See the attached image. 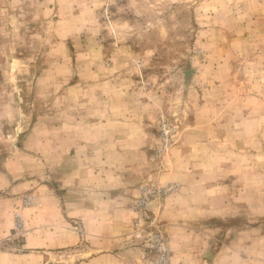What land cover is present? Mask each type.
<instances>
[{
  "label": "rangeland",
  "instance_id": "1",
  "mask_svg": "<svg viewBox=\"0 0 264 264\" xmlns=\"http://www.w3.org/2000/svg\"><path fill=\"white\" fill-rule=\"evenodd\" d=\"M106 120L175 186L150 199L167 264H264V0H0V264H160L131 204L88 255L69 181Z\"/></svg>",
  "mask_w": 264,
  "mask_h": 264
},
{
  "label": "crops",
  "instance_id": "2",
  "mask_svg": "<svg viewBox=\"0 0 264 264\" xmlns=\"http://www.w3.org/2000/svg\"><path fill=\"white\" fill-rule=\"evenodd\" d=\"M105 111L107 112V109ZM129 125L119 121L106 120L95 123L88 121V129L95 130L100 136L89 134L88 154H83L82 158L77 154L73 158L76 161L80 159L83 163L74 173L71 171L73 174L69 185H74L75 192L81 185L88 188L90 256L93 252L109 249L108 246L114 245L129 233L130 204L140 194L142 187L151 183L150 170L139 168L143 162L141 156L131 147L127 149L119 147L121 143L119 137L109 140L105 136L111 127ZM4 212L6 214L8 210L5 209ZM10 228L11 222H3L0 216V234H5ZM94 259L97 257L89 258V263Z\"/></svg>",
  "mask_w": 264,
  "mask_h": 264
},
{
  "label": "built area",
  "instance_id": "3",
  "mask_svg": "<svg viewBox=\"0 0 264 264\" xmlns=\"http://www.w3.org/2000/svg\"><path fill=\"white\" fill-rule=\"evenodd\" d=\"M175 188L174 185L158 186L149 184L142 187L141 195L131 203V208L135 212L136 218L133 221V232L136 237H143L151 234L155 243H152L158 249L160 256L158 263L167 264V245L166 239L159 232L157 222L150 211V199L167 195ZM156 229V232H152Z\"/></svg>",
  "mask_w": 264,
  "mask_h": 264
}]
</instances>
